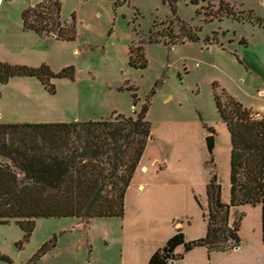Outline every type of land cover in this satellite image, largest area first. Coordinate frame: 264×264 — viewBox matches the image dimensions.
<instances>
[{
	"label": "rangeland",
	"instance_id": "1",
	"mask_svg": "<svg viewBox=\"0 0 264 264\" xmlns=\"http://www.w3.org/2000/svg\"><path fill=\"white\" fill-rule=\"evenodd\" d=\"M40 1L0 0V60L21 61L26 47L53 72L73 66L75 78L51 79L53 94L33 77L0 84V122L113 120L135 116L148 102L151 139L126 190L123 216L38 218L27 239L14 220L0 223V254L9 259L0 264H147L176 229L186 239L203 237L211 174L221 201L230 200L229 133L213 91L264 118V1L175 0L172 14L163 0H60L62 23L74 20V41L22 31L21 12ZM175 18L193 27L199 41H148L169 29L177 33ZM138 45L142 69L128 60L129 48ZM234 214L230 209V223ZM208 256L195 251L179 264H214V252Z\"/></svg>",
	"mask_w": 264,
	"mask_h": 264
},
{
	"label": "trees",
	"instance_id": "2",
	"mask_svg": "<svg viewBox=\"0 0 264 264\" xmlns=\"http://www.w3.org/2000/svg\"><path fill=\"white\" fill-rule=\"evenodd\" d=\"M163 1L175 14V0ZM219 5H223L222 1ZM60 7V0H43L25 8L21 12L22 30L39 37L74 41V20L63 24ZM225 15L234 12L226 10ZM175 21L177 33L169 29L161 35L163 40L150 37L148 41L164 45L199 41L193 27L178 18ZM239 43L244 45L246 41L241 39ZM128 60L130 66L145 68L143 47L129 48ZM12 77H34L53 94L55 86L50 80L73 81L75 69L67 66L53 72L44 63L30 67L0 62V84ZM213 94L217 112L229 133V203L221 201L220 184L211 174L205 186L206 208L200 206L206 222L205 235L186 241L181 230L176 229L147 264H171L195 247L205 248L208 254L236 248L242 214L230 223L233 206L261 204L264 241V118H254L231 96L222 102L215 91ZM132 97L137 96L132 93ZM148 107L146 102L135 116L117 114L113 120L0 122V223L14 220L27 239L38 218L123 216L126 190L151 139V126L146 119ZM206 128L213 133L211 127ZM46 247H41L34 257ZM179 247L182 253L175 252ZM0 260L9 261L1 254Z\"/></svg>",
	"mask_w": 264,
	"mask_h": 264
},
{
	"label": "crops",
	"instance_id": "3",
	"mask_svg": "<svg viewBox=\"0 0 264 264\" xmlns=\"http://www.w3.org/2000/svg\"><path fill=\"white\" fill-rule=\"evenodd\" d=\"M23 31V30H22ZM25 33H33L32 31H26ZM37 38L38 35L35 34ZM40 38V37H39ZM42 39V38H41ZM76 51V50H75ZM22 59L21 61H2L13 65H26L30 67H37L43 63L37 61L36 62V52L32 51L28 52L27 48H23L21 51ZM24 55V57H23ZM31 79L32 77H20V81L24 79ZM34 78V77H33ZM15 78H10L9 80H13ZM26 81V80H24ZM75 121V120H74ZM70 122V121H69ZM143 157V155H142ZM140 162L136 168H139ZM145 168L144 166H141ZM136 172V171H135ZM135 174V173H134ZM133 178V177H132ZM132 180V179H131ZM205 205H206V193H205ZM235 210L234 217L236 218L239 214H242V220L239 226V237L240 243L236 248L228 250L226 252H214V264H264V241H263V228H262V206L261 204L256 205H240L231 207V211ZM203 218V217H202ZM234 218V219H235ZM251 218V220H249ZM203 222L205 227L203 228L204 232H206V222L203 218ZM205 235V234H204ZM172 236V235H171ZM200 236V235H199ZM186 241L198 239L200 237H189ZM166 242V241H165ZM198 251L200 258L209 257L205 248L203 247H195L190 251L186 252L182 258L172 262L171 264H179L180 261H187L192 253ZM176 253H182L181 247L177 248ZM221 255V256H219ZM184 262V263H185Z\"/></svg>",
	"mask_w": 264,
	"mask_h": 264
},
{
	"label": "water",
	"instance_id": "4",
	"mask_svg": "<svg viewBox=\"0 0 264 264\" xmlns=\"http://www.w3.org/2000/svg\"><path fill=\"white\" fill-rule=\"evenodd\" d=\"M205 145H206V150L209 155H212V151L214 148V137L213 135H209L205 138Z\"/></svg>",
	"mask_w": 264,
	"mask_h": 264
},
{
	"label": "built area",
	"instance_id": "5",
	"mask_svg": "<svg viewBox=\"0 0 264 264\" xmlns=\"http://www.w3.org/2000/svg\"><path fill=\"white\" fill-rule=\"evenodd\" d=\"M264 1V0H263Z\"/></svg>",
	"mask_w": 264,
	"mask_h": 264
}]
</instances>
